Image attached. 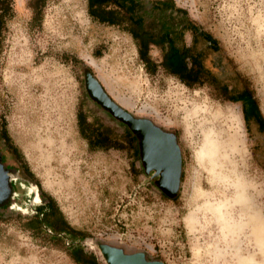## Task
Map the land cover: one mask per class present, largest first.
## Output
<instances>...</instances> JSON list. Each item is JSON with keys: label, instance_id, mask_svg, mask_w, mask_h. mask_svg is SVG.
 Returning <instances> with one entry per match:
<instances>
[{"label": "rangeland", "instance_id": "1", "mask_svg": "<svg viewBox=\"0 0 264 264\" xmlns=\"http://www.w3.org/2000/svg\"><path fill=\"white\" fill-rule=\"evenodd\" d=\"M34 1L7 0L0 12V154L15 191L0 209V264H79L66 236L26 226L40 217L43 201H34L32 185L83 235L73 243L93 254L94 264H106L96 242L164 264H264V0H169L184 13L150 11L145 3V27L175 31L190 19L216 40L203 64L217 81L192 86L160 67L148 73L127 22L92 18L87 0H39L33 8ZM119 1L134 10L136 0ZM183 40L190 43L188 32ZM149 54L159 62L156 47ZM86 73L130 116L174 137L180 164L173 197L122 140L128 125L89 97ZM242 89L254 100L260 125L227 99ZM77 111L110 127L116 145L89 148ZM208 140L213 151L198 160ZM233 195L250 204L254 220L241 242L221 230L213 208L216 198Z\"/></svg>", "mask_w": 264, "mask_h": 264}, {"label": "trees", "instance_id": "2", "mask_svg": "<svg viewBox=\"0 0 264 264\" xmlns=\"http://www.w3.org/2000/svg\"><path fill=\"white\" fill-rule=\"evenodd\" d=\"M38 1L35 0V4L31 3V6L35 8ZM146 2H148L150 11L172 10L184 13V10L175 7L169 0H136L133 11L127 10L119 0H87V11L92 18L107 24H117L121 20L127 22L126 30L134 39L139 60L148 73H153L157 67H160L164 72L175 77L186 86L200 84L203 78L217 81L216 74L203 64L205 51L215 52L217 50L216 40L190 19L185 20L175 31H155L145 27L144 17L140 10ZM110 4L119 9L116 14L107 8ZM6 8L7 0H0V12L5 11ZM186 32L190 35L189 44H186L183 40ZM150 46H154L159 50V62H156L150 56ZM222 91L226 93V85L222 86ZM227 99L232 102L240 99L244 100L246 103V117L252 116L258 121L259 125L262 123L263 119L247 90L242 89L235 95L229 94ZM243 118H245L244 114ZM76 122L78 131L86 140L89 148H109L116 145V134L110 127L103 126L97 122L87 121L86 115L81 111L76 113ZM122 140L131 147L133 155H136V133L125 127L122 132ZM39 196L43 200L36 210L40 217H31L26 222V226L30 229H39L42 225L48 228L55 237H58V234L66 236L69 241V254L75 262L79 264H94V255L85 256L81 245L73 243L76 239L83 238L79 230L65 223L51 198H45L41 193H39Z\"/></svg>", "mask_w": 264, "mask_h": 264}, {"label": "water", "instance_id": "3", "mask_svg": "<svg viewBox=\"0 0 264 264\" xmlns=\"http://www.w3.org/2000/svg\"><path fill=\"white\" fill-rule=\"evenodd\" d=\"M84 86L91 99L118 120L126 123L131 131H137L141 135L142 145L144 150L147 151L146 153L155 155L159 152L162 153V151L165 152V158L168 159L167 166L169 167L164 171L161 178L166 184L163 191L168 196L173 197L177 189L180 164L179 150L174 137L163 132L148 120L130 116L105 94L97 80L88 73L84 75ZM161 147H164V149L161 150ZM1 158L0 154V160ZM5 184L6 175L0 162V187L5 186ZM95 245L106 264H164L158 259L146 258L141 251L125 252L121 247L101 242H96Z\"/></svg>", "mask_w": 264, "mask_h": 264}, {"label": "bare ground", "instance_id": "4", "mask_svg": "<svg viewBox=\"0 0 264 264\" xmlns=\"http://www.w3.org/2000/svg\"><path fill=\"white\" fill-rule=\"evenodd\" d=\"M227 144H229V143L227 142ZM204 147L205 148H203L201 150H197V152H196V158L198 160H202V158L205 157V155H207V154H209V153H211L213 151V146H212V144H211V142L209 140L207 141L206 146L204 144ZM220 147H222L221 144H220ZM231 148H233V147H231ZM227 151H228V149H227ZM222 152H224V151L222 150ZM212 157H213V155H212ZM206 159H208V157H206ZM223 178H224V176H223ZM244 186H246V185H244ZM240 199L241 198H239L238 195H233L230 198H225V199H217L216 198L215 200H217V201L214 202L215 205L212 203L214 205L213 208L216 211V216L218 217V221H219V224H220L219 226L221 227V230L226 235H229L231 241H235V242H238L239 237L242 236L244 230H245V233H247V230H246L247 228L246 227L250 226L252 224V222L254 221L253 217L251 215V212H250V204L248 202H244V201H242ZM261 222H262V220H261ZM243 262H245V261H243ZM252 262L253 261L248 260V264L249 263L251 264ZM245 264H246V262H245Z\"/></svg>", "mask_w": 264, "mask_h": 264}, {"label": "flooded vegetation", "instance_id": "5", "mask_svg": "<svg viewBox=\"0 0 264 264\" xmlns=\"http://www.w3.org/2000/svg\"><path fill=\"white\" fill-rule=\"evenodd\" d=\"M238 102H240V107L241 110L243 111V114L246 117V103L244 100L240 99L238 100ZM162 130V129H161ZM163 132L167 133L168 135H171L170 133L162 130ZM138 144H137V153L140 157V161L142 163V168L145 171H151L152 173H154L155 175V184L160 188V190L163 192V194H166V192L163 191V188L165 187V181L162 178V176L164 175V171L169 167L167 166V160L165 157V152L162 151L159 152L158 154H150V153H146L147 151L144 150V147L142 145V139H141V135L138 134ZM172 136V135H171ZM176 143V142H175ZM164 147H161V150H163ZM0 162L2 163V169L5 172L6 175V184L3 187H0V209L3 208L4 206L9 204L10 199L13 197V195L15 194V191L13 190L14 188V183L12 182V178L10 176L9 173V169L8 167H6L3 164L2 158L0 160ZM148 165V166H147ZM34 191L33 193V199L35 202H38L39 199V195L38 193L35 191L34 186H29L28 187V191ZM167 195V194H166ZM13 206H18V205H12Z\"/></svg>", "mask_w": 264, "mask_h": 264}]
</instances>
